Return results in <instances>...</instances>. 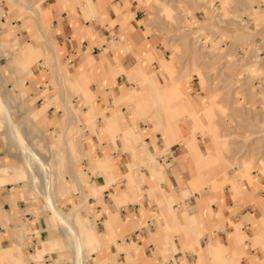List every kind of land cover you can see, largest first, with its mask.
<instances>
[{
	"label": "crops",
	"instance_id": "0c3cea01",
	"mask_svg": "<svg viewBox=\"0 0 264 264\" xmlns=\"http://www.w3.org/2000/svg\"><path fill=\"white\" fill-rule=\"evenodd\" d=\"M259 6L264 9V0ZM9 9H14V13L8 16ZM20 11L27 14L23 22L17 17ZM143 11L132 3L126 5L125 0H0V42L7 41L5 46L0 43V94L8 104L10 99L24 94L26 103L22 109L27 116L19 122L29 118L32 126L37 120L46 123L49 116H62L64 111L62 118L56 120L61 127L58 139H69L70 132L81 135V118L89 127L96 113L100 122L107 121L93 132L88 131L89 137L77 150L72 149L79 157L83 154L85 165H97L95 173L85 169L88 183L82 184L81 192L70 193L76 203L80 196L83 198L79 216L94 233L91 245L104 243L102 253L91 247L88 264L103 260V264H264V221H260L258 211V206L264 207L260 200L262 188L243 186L242 181L232 183L230 175L216 183L211 181V186L217 187L228 182L219 191L205 186L198 195L190 184V180L198 183L204 169L216 165L217 155L213 149L204 154L201 150H206V140L198 139L197 143V137H192L193 123L182 117L184 93L169 89L159 63L163 60L157 64L161 77L150 81L154 69L146 58L153 56V49L137 30ZM22 24L24 27L15 34L25 39L12 41L14 30L10 25ZM145 38L149 39L148 35ZM263 41L260 38L258 46ZM6 48L12 49L9 54ZM263 52L264 48L260 49L259 53ZM42 55L52 59L43 68L34 63L36 59L43 62L42 57L38 58ZM135 72L139 74L131 80L129 76ZM144 72L146 83L141 75ZM6 75L7 85L2 82ZM90 78L93 81L88 83L86 92H70L69 99L75 94L71 99L82 110L72 106L76 112H69L65 84L79 88ZM136 88L140 90L135 91ZM138 91H151L157 97L162 92L160 102L168 104L162 108L159 101H149L154 106L153 113L160 115L134 117L124 104H129V97L134 99ZM12 111L18 121L17 113ZM67 117H74L76 123L69 125ZM150 120L155 122H142ZM44 133L47 134L45 130ZM139 139L138 146L128 144L136 145ZM58 144L56 141L54 145ZM3 149L0 146V156ZM8 153L0 162V169L16 165L10 148ZM54 155L61 159L58 150H54ZM147 158L148 164H141ZM130 169L133 174H129ZM106 181L111 183L108 187ZM64 182L65 178H58L56 187L67 199L69 191ZM229 183L240 195L233 193ZM21 186L11 183V179L0 185V264H71L70 259L54 250L51 239L55 236L49 235L45 214L36 216L33 205L26 201L33 196L25 195ZM87 206L93 208V215ZM170 208L174 215L169 213ZM47 214L52 225L51 214ZM46 249L52 251L44 253ZM66 252L70 257L67 248Z\"/></svg>",
	"mask_w": 264,
	"mask_h": 264
},
{
	"label": "rangeland",
	"instance_id": "374dc122",
	"mask_svg": "<svg viewBox=\"0 0 264 264\" xmlns=\"http://www.w3.org/2000/svg\"><path fill=\"white\" fill-rule=\"evenodd\" d=\"M125 1L126 5L132 3L136 8L144 10L143 17L138 20L140 27L137 28V30L141 32L144 40L150 45L153 52H155L153 53L151 51L153 56L146 58L148 66L154 69L152 75L149 76L150 81L156 82L157 79L161 77L160 71L157 70V64L159 59L163 60L159 63L163 68L162 71H164V77L168 81L169 89H176L184 93V95H182V101L184 102L181 108L182 117L183 121H185L187 117L191 119L194 127L191 129L192 132H194L192 137L194 135L197 137V143L198 139L206 140V150L203 151L199 148L204 154H207L210 149H213L217 155V159L215 160L216 165L204 169L203 178L198 183H193V181L190 180L191 186L195 188L198 195L202 194L201 191L204 190L205 186L211 190L219 191V189H222L228 182L223 181L222 185L219 184L217 187V185L211 186V181L213 180L212 182L216 183V180L225 179L227 175H230L232 176L230 177L232 183L234 181H242L243 186L255 189L258 187L262 188L263 191L261 192L260 200L264 201V52L261 54L259 53L260 49L264 48V41L263 45L258 46L260 38L263 37L264 39V9L259 8V3L263 0ZM23 12L30 13L29 10H23ZM9 13H14V9H9L6 15L9 16ZM26 15L27 14L21 13L20 11L17 17H20L23 22V20L26 19ZM10 26L14 30L12 41L25 39V37H18L15 34V31H19L24 27L23 24L18 27ZM35 27L37 28L36 22ZM146 35H148L149 39L145 38ZM256 39L258 40L255 41ZM6 42L7 41L1 40L0 43L2 46H5ZM22 48L24 49L25 45H23ZM15 50L16 47H14L13 51ZM6 54H9V52H6ZM41 57L43 62L36 61V59L34 63L41 66V68H43L42 65L48 66L49 58H45L46 56L43 55L38 58ZM4 58L7 61V57L5 56ZM51 61L52 59L49 60L50 63ZM153 61H155V63ZM13 65L15 66L16 64L14 63ZM66 65L68 66V64ZM138 74V72H135L131 74L129 78L134 80ZM1 75L0 73V77ZM141 75L143 76L144 83H146V73H141ZM5 77L6 79L2 82L7 85L6 83L9 77L8 75ZM42 80L43 79L40 77L39 81ZM91 81H93L92 78L82 82L79 88H74V86L69 83L65 84L64 96L68 98L71 109H74L72 106L77 107L78 104H74L72 101V96L75 94H72V99H69L70 92L73 91L76 93L78 91L80 93L85 91V88L88 87V83ZM136 82L139 85L137 80ZM12 88L16 90V88ZM185 89H188V92H186ZM137 90L140 89L136 88L135 91ZM162 95V92L158 93L157 97L156 94L151 91L147 94L138 91L136 97H134V99L129 97L130 103L124 105H126L129 112L133 113L134 117H142L140 116L142 114H145L144 117H154L160 114L153 113L154 106H152L149 101L158 103V101H161ZM23 96L24 94H22L21 97L14 98V100L10 99L11 104L9 103V106L17 113V122L20 125L23 123L22 126H25L24 128L28 129V131L30 129V132L27 131V134H29H26V139L32 143L34 149L39 150L38 153H40L52 167V175L54 176L55 184L54 196L60 207L61 214L63 215L64 212H67L66 215L64 214V217L67 218L66 216H68V218H71L72 221L78 225L82 234L85 233L84 230L86 231L85 234H87L91 245L93 243V231L87 226L86 228H82L76 218L83 198L79 195L81 200L76 203L72 199L70 193L79 190L81 192L83 187L82 184L88 183V172L95 173L94 169L97 165L94 168L92 167L94 165L92 162L90 165H85L82 160L84 158L83 154L79 157L73 150H77L80 143L82 144L87 136L89 137V134H86L88 131L93 132L100 127V124L103 122L102 116V121L100 122L97 113L95 114V117H93L91 121L92 127H89L82 118L79 119L81 135L70 132L69 139H65L64 137L58 139L57 134L61 131V127L56 123V120L62 118L64 111L62 110V116H49L50 118L47 119L46 123L41 119L37 120L34 126H32L33 122L29 118L19 122V120L27 116L23 113L22 109L26 103ZM6 97L12 96L7 95ZM54 99L58 101V96H55ZM143 100H148V103L144 104ZM138 103H142V105H137ZM161 104L162 108H164L168 102ZM77 108L82 110L80 106ZM106 109L107 107L105 105L104 110ZM117 111H120V105ZM135 113L139 116H136ZM99 114L103 115L104 111H99ZM67 120L69 125L76 123L74 117H67ZM106 122H103L104 125ZM142 122L151 125L155 121L150 120ZM4 126L5 119L2 112H0V146L4 148L1 151L3 155L0 156V162L9 154L10 148V151L15 154L14 159L16 165L8 166L5 171L12 173L10 174L11 183L16 182V184H21V191L25 193V195L35 197H29L26 201H29V203L33 205L32 211H34L36 216L45 214L49 235L55 236L51 239V241L55 243L54 250L58 251L59 256H65L67 259H70L71 264H73L72 260L74 256L71 254L72 249L69 236L66 233L65 236H62L59 234L57 228H54V226L59 224V221H57L53 215H51L53 221L51 225L49 215L47 214L48 210L42 198H40L41 195L38 194V191L43 190V185L41 186L39 184L43 180L41 168L39 165L35 164L36 161L32 160L31 166H34L33 174L31 178L27 177L25 162L19 154V144L17 140L11 139L8 135V137H6L7 130ZM44 130L48 135L44 133ZM51 131L52 136L50 134ZM115 131L118 132V129L116 128ZM4 133L5 136L3 135ZM98 135L101 138V135ZM56 141H58V145H54ZM140 141L139 139L136 145L134 143L128 144L138 146ZM67 149L75 154V161L69 168L66 161L67 156L65 155ZM54 150H58L59 156L61 155L62 157V162L54 155ZM218 151H221L225 159H219L218 153L220 152ZM105 158L107 160L110 159L109 156ZM56 160H58V162ZM93 160L96 161V157ZM155 162L157 163V161ZM113 163L115 164L114 161ZM141 164L147 165L148 158L142 161ZM85 169L88 170V172H86ZM35 171H37L38 174L35 173ZM98 171L102 172L101 169ZM129 174H133L132 169H130ZM38 175H41L42 178ZM116 175L118 176V174ZM116 175L114 176V180L116 179ZM36 176L40 178L38 179ZM61 177L65 178L64 183L69 191V193L66 191L67 199H63V193L56 187L57 179ZM78 178L82 182L79 181ZM32 179L34 181L31 183ZM18 180L19 182H17ZM35 180L37 184H34ZM38 180L41 181L39 182ZM258 181L261 183L258 184ZM79 183L81 184V189H78L76 186ZM107 183L108 181H106V184ZM132 183L135 185L137 184L136 186L139 185L136 182ZM232 183L229 184L233 188ZM33 184L36 187H34ZM93 184L94 183H92V186ZM110 184L111 183H108L106 187ZM91 189L93 188L91 187ZM233 189V193L236 196L240 195V192L235 191V188ZM84 192L83 188L82 193ZM98 195H100V192L94 196ZM69 202H71V206H69ZM76 205L78 207L77 211L72 213L69 207ZM256 205L257 203L254 202V206ZM87 207L89 209V214L91 213V215H93V208L91 206ZM258 209V211H260V221H264V207L258 206ZM169 213L174 215L175 211L170 208ZM70 214L73 215L69 216ZM66 241L67 243L69 242V244H67ZM83 243L84 247L87 248L83 257L85 261L84 264H88L87 260L91 257L88 256L92 250L91 247L95 246L101 251V248L104 247V243L101 242V246H88L87 241ZM68 246H70V248H68ZM263 247L262 251L264 253ZM66 248L70 249V251H68L72 257H69ZM46 250L47 251L44 253L52 251ZM103 262L104 260L98 264H103Z\"/></svg>",
	"mask_w": 264,
	"mask_h": 264
},
{
	"label": "bare ground",
	"instance_id": "6f19581e",
	"mask_svg": "<svg viewBox=\"0 0 264 264\" xmlns=\"http://www.w3.org/2000/svg\"><path fill=\"white\" fill-rule=\"evenodd\" d=\"M37 28H38V30H41V26L39 23L37 24ZM11 50L12 49L8 48V49H6V52H11ZM0 108H1V112H2L4 119H5V126L4 127L7 130L6 137L9 136L11 139L17 140V143L19 144V152H20V153L19 152L18 153L20 154V156H22V158L25 162V165L27 168V173H26L27 177L31 178L32 177L31 175L33 174L32 172H33L34 166L33 167L31 166L32 160L36 161L35 164L39 165L41 168L43 180L42 181L38 180V181L39 182L41 181L39 184L41 186L43 185V188H42L43 190L38 191V194L41 195L40 198H42L43 203L45 204V207L48 210V212H50V214L53 215L57 219V221H59V224L57 226H55L54 228H57L59 234H61L62 236H65V233L69 236V239L71 241L70 246H71V249L73 251V252L71 251V254L74 256V259L72 260L73 264H84L83 257L85 255L87 248L84 247L83 242L87 241V244L90 245V240L87 237V234H85L86 233L85 230H84V232H85L84 233L85 235H84V234H82V232H80L78 225L75 224V222H73L71 218H68V216H66L67 218L64 217L67 214V212L66 213L64 212L65 215L61 214L60 207L57 204L56 198L54 196L55 184H54V176L52 175V167L48 164V162H46V160L43 158V156L40 153H38L39 150L34 149L32 147V143L28 139H26L27 129L24 128L25 126H22L23 123H22V125H20L17 122L16 115L12 111L13 109L10 108L8 102L1 96V94H0ZM70 111L73 112L74 109H71V107L69 106V112ZM10 138H8V139H10ZM44 145H45V143H44ZM218 152H220L218 154L220 156L219 159H225V157L221 154V151H218ZM65 155L67 156L66 161H67L68 168H69L70 165L72 163H74V161H75L74 160L75 154H73V152H71V150L67 149ZM58 160L60 162H62V157H61V159H58ZM58 160H56V161L58 162ZM5 169L6 168L0 169V185L6 184L9 180L10 174H12L11 172H8V171L6 172ZM35 173L38 174L37 171H35ZM38 176L41 177V175H38ZM36 178H38V177L36 176ZM33 181L34 180L32 179L31 183ZM28 183H29V181H28ZM34 184H37L36 180H35ZM34 184H33V186H34ZM80 185H81L80 183L76 185L78 187V189H81ZM34 187H36V186H34ZM38 187H40V186H38ZM36 191H37V189H36ZM79 192H80V190H79ZM69 208H70L72 213H75V211H77L78 207L76 205V206H72ZM72 215L70 214L69 216H72ZM76 218H77V221L79 222L80 226H82V228H86L87 225L85 224L84 219H82L79 216V212L77 213ZM66 243H67V241H66ZM67 244H69V242ZM70 246H68V248H70ZM68 250L70 251V249H68Z\"/></svg>",
	"mask_w": 264,
	"mask_h": 264
}]
</instances>
